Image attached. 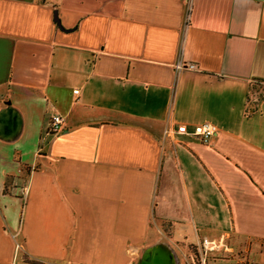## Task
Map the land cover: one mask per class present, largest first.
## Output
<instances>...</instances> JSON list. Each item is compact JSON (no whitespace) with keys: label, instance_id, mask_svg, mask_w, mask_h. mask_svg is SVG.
<instances>
[{"label":"crops","instance_id":"obj_1","mask_svg":"<svg viewBox=\"0 0 264 264\" xmlns=\"http://www.w3.org/2000/svg\"><path fill=\"white\" fill-rule=\"evenodd\" d=\"M257 87L264 0H0V264H264Z\"/></svg>","mask_w":264,"mask_h":264},{"label":"built area","instance_id":"obj_2","mask_svg":"<svg viewBox=\"0 0 264 264\" xmlns=\"http://www.w3.org/2000/svg\"><path fill=\"white\" fill-rule=\"evenodd\" d=\"M190 69L196 68V64H189ZM76 93H79V89L75 90ZM65 129V118L61 113H55L51 116L50 124L48 130L46 131L49 135L57 134ZM178 131L181 134H190L195 135L204 143L210 142L215 135H218L219 128L217 125L212 124V122H204L201 124L194 125L193 129H189L187 125H180ZM23 191H26V186L22 188ZM226 243L225 236L219 238H209L205 236L202 238L199 243L198 253L199 257L195 256L191 258L190 263L188 264H209V255L218 251Z\"/></svg>","mask_w":264,"mask_h":264},{"label":"rangeland","instance_id":"obj_3","mask_svg":"<svg viewBox=\"0 0 264 264\" xmlns=\"http://www.w3.org/2000/svg\"><path fill=\"white\" fill-rule=\"evenodd\" d=\"M263 89L261 90V88L258 89V87L256 89H254V91L258 90L263 93L264 92V87H262ZM253 91L254 94H256ZM15 215H16V219L17 221H19V213L20 211L17 213V211H15ZM173 229L171 224H167L165 223L163 226V230H162V237L164 238V240L171 246V249L175 251V257L177 260L178 264H188L191 261V258L195 257V255H197L199 257V253H198V248H199V244H192V242H187L186 240H176L173 237ZM225 244V243H224ZM225 246H223L222 248H220L218 251L222 250ZM225 249V248H224ZM241 249L238 248L237 250H233L231 252H227V254L225 253H221L224 254V256H222V258H220L219 260L217 258H211V255H209V264H237V259L239 257L238 254L241 255L240 253ZM243 252V250L241 251ZM244 255V253H243ZM242 256V255H241ZM217 259L218 261L216 262ZM168 260V259H167ZM239 264H249V263H239ZM251 264H257V263H251Z\"/></svg>","mask_w":264,"mask_h":264},{"label":"bare ground","instance_id":"obj_4","mask_svg":"<svg viewBox=\"0 0 264 264\" xmlns=\"http://www.w3.org/2000/svg\"><path fill=\"white\" fill-rule=\"evenodd\" d=\"M157 253V252H156ZM160 254V253H159ZM158 258H160L161 260H163V264H165V260L163 259V258H161L160 256H158V257H154V259L156 260V259H158ZM166 258V257H165ZM167 259V258H166ZM151 264H156L154 261H153V263H151Z\"/></svg>","mask_w":264,"mask_h":264},{"label":"water","instance_id":"obj_5","mask_svg":"<svg viewBox=\"0 0 264 264\" xmlns=\"http://www.w3.org/2000/svg\"><path fill=\"white\" fill-rule=\"evenodd\" d=\"M155 263L156 264H163L164 262H163V260H161L160 258H158V259L155 260Z\"/></svg>","mask_w":264,"mask_h":264},{"label":"trees","instance_id":"obj_6","mask_svg":"<svg viewBox=\"0 0 264 264\" xmlns=\"http://www.w3.org/2000/svg\"><path fill=\"white\" fill-rule=\"evenodd\" d=\"M195 256H197V255H195ZM31 263H37V262H35V261H31Z\"/></svg>","mask_w":264,"mask_h":264}]
</instances>
